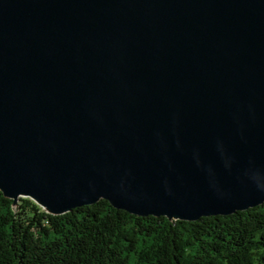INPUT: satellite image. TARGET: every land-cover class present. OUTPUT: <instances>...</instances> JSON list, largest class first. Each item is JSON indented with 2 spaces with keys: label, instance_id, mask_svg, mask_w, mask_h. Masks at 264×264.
Segmentation results:
<instances>
[{
  "label": "water",
  "instance_id": "obj_1",
  "mask_svg": "<svg viewBox=\"0 0 264 264\" xmlns=\"http://www.w3.org/2000/svg\"><path fill=\"white\" fill-rule=\"evenodd\" d=\"M0 193L198 221L264 203V0H0Z\"/></svg>",
  "mask_w": 264,
  "mask_h": 264
},
{
  "label": "trees",
  "instance_id": "obj_2",
  "mask_svg": "<svg viewBox=\"0 0 264 264\" xmlns=\"http://www.w3.org/2000/svg\"><path fill=\"white\" fill-rule=\"evenodd\" d=\"M0 264H264V203L185 222L105 200L53 216L0 193Z\"/></svg>",
  "mask_w": 264,
  "mask_h": 264
}]
</instances>
